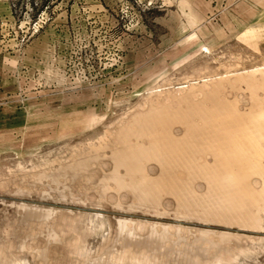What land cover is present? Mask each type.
<instances>
[{
	"label": "rangeland",
	"instance_id": "rangeland-1",
	"mask_svg": "<svg viewBox=\"0 0 264 264\" xmlns=\"http://www.w3.org/2000/svg\"><path fill=\"white\" fill-rule=\"evenodd\" d=\"M140 263L264 264V0H0V264Z\"/></svg>",
	"mask_w": 264,
	"mask_h": 264
},
{
	"label": "bare ground",
	"instance_id": "bare-ground-1",
	"mask_svg": "<svg viewBox=\"0 0 264 264\" xmlns=\"http://www.w3.org/2000/svg\"><path fill=\"white\" fill-rule=\"evenodd\" d=\"M159 146H160V145H159ZM166 146H167V144H166ZM172 147H173V146H172ZM176 147H177V146H176ZM162 148H164V147H162ZM177 148H178V147H177ZM139 149H140V148H139ZM142 149H143V151L141 150V152H144V148H142ZM151 149H152V148H151ZM158 149H159V148H158ZM174 149H176V148L174 147ZM178 149H179V148H178ZM149 150H150V148H149ZM165 150H166V149H165ZM165 150H164V153H165ZM169 150H170V148H169ZM131 151H132V150H131ZM153 151H154V154H155L156 151H155V150H153ZM167 151H168V150H167ZM136 152H137V151H136ZM136 152H135V149H134L133 154H134V153L136 154ZM150 152H151V151H150ZM157 152H158V150H157ZM124 153H125V152H124ZM130 153H132V152H130ZM130 153L127 152L125 155H130ZM137 153H139V151H138ZM147 153H148V152H147ZM151 153H152V152H151ZM166 153H167V152H166ZM135 154H134L133 156H135V157H136V156H140V154H139V155H135ZM142 154H143V153H142ZM167 154H168V153H167ZM121 155H122V154H121ZM149 155H150V154H149ZM123 156H124V155H122V157H123ZM130 156H131V157H130ZM130 156H129L130 159H132V158H133L132 155H130ZM141 156H142V155H141ZM144 156H145V154H144ZM126 157H127V156H126ZM129 157H128V158H129ZM149 157H150V156H149ZM153 157H154V156H153ZM136 158H137V157H136ZM161 159H162V158H161ZM170 160H171V159H170ZM172 160H173V158H172ZM126 161H127V160H126ZM176 161H177V160H176ZM127 163H128V162H127ZM162 163H164V161H162ZM178 163H179V162H178ZM130 164H131V161H130ZM130 164H129V165H130ZM129 165H128V166H129ZM131 165H133V162H132ZM131 165H130V166H131ZM135 165H136V163H135ZM133 171H134V170H133ZM162 178H163V177H162ZM141 180H143V179H140L139 181H141ZM156 180L158 181V179H156ZM166 180H169V179H166ZM164 181H165V180H164ZM169 181H170V182H169ZM169 181H166V182H167V183H168V182L171 183V180H169ZM142 182H144V181H141V183H140V182H138V183L142 184ZM138 183L136 182V184H138ZM145 183L147 184V182H145ZM145 183H144V185H145ZM151 183H154V182H151ZM157 183L159 184V181H158ZM161 183H162V182H161ZM167 183H166V184H167ZM169 183H168V184H169ZM172 183H174V182H172ZM172 183H171V184H172ZM136 184H135V186H136ZM162 184H163V183H162ZM166 184H165V186H166ZM144 185L142 184V185H140V187H138V188H140L141 190L145 191L144 189H145L146 187H145ZM154 185H157L156 182L154 183ZM137 186H139V185H137ZM152 186H153V185H152ZM152 186H150V187L153 189ZM161 186H162V185H161ZM171 186L174 187V186H176V184H175V185L173 184V185H171ZM171 186H170V187H171ZM147 187H148V186H147ZM150 187H149V189H151ZM154 187H156V186H154ZM167 187H168V185H167ZM170 187H169V188H170ZM157 188H158V187H156V192H157V190H158ZM159 188L161 189L160 184H159ZM175 188H177V186L174 187L173 189H175ZM147 189H148V188H147ZM152 189H151V192H153ZM154 189H155V188H154ZM167 189H168V188H167ZM179 190H180V189H179ZM143 191H142V193H143ZM147 191H148V190H147ZM147 191H146V192H147ZM144 193H145V192H144ZM149 194H150V193H149ZM182 202H183L184 204H183V203H181V204H183V205H185V206H188V207H189L191 204H196V203H197V202H195L194 200H193V201H192V200H185V201L183 200ZM208 202H209V201H208ZM206 204H207V203H206ZM204 205H205V204H204ZM204 205H203V206H204ZM207 205H208V204H207ZM207 205H206V206H207ZM204 236H205V235H204ZM199 237H200V236H199ZM144 248H145V247H144ZM132 251H133V250H132ZM146 263H147V262H146ZM140 264H141V263H140ZM142 264H143V263H142Z\"/></svg>",
	"mask_w": 264,
	"mask_h": 264
}]
</instances>
